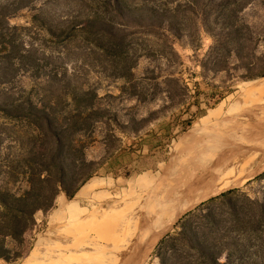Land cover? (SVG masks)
I'll return each mask as SVG.
<instances>
[{
    "label": "rangeland",
    "instance_id": "rangeland-1",
    "mask_svg": "<svg viewBox=\"0 0 264 264\" xmlns=\"http://www.w3.org/2000/svg\"><path fill=\"white\" fill-rule=\"evenodd\" d=\"M123 1L133 8L147 4L163 9L178 4L175 14L180 36L176 39L166 30L149 33L111 14L117 30L132 32L125 42L127 60L123 64L130 67V75L119 77L125 69L121 65H113L106 56L107 41L94 45L80 35H61L54 40L44 30L51 27L60 32L65 26L83 19L97 8L94 0H0V7L4 5L1 13L8 15V21L2 23L4 30L8 26L17 27L16 43L21 49L31 46L32 56L38 65L34 73L14 59V66L6 70L13 75V80L0 84V88L4 86L12 92L14 99L30 92L36 103L44 99L37 94L39 90L53 95V101L60 93L61 100L53 106L59 112L60 123H64L67 112L73 109L61 93L75 89L88 92L86 103L92 105L97 113L86 117L80 129L74 126L67 130V136L77 145V150L71 153L68 141L65 142L61 152L65 163L64 186L71 189L87 178L78 193L99 180L107 183L106 187L96 188L90 193L89 202L79 205L83 213L74 214L75 218L70 223L54 222V217L61 204L67 206L66 211L69 210L70 201L77 193L67 197L59 192L50 208L38 210L30 221L20 218V227L28 226L22 235L5 237V231L0 229V244L12 259L11 262L0 259V264H22L38 244H64L67 237L80 231L85 233L79 251L92 256L93 262L89 264H108L104 258L112 253L118 255L123 249V236L117 232H120L118 227L122 221L127 219L132 203L136 202L133 198L140 193L147 194L154 186H166L187 166L205 160L218 161L240 146L251 131L255 132L250 127L234 126L232 130L230 124L222 120L230 116L237 120L247 119L249 110L255 115L264 105V86L258 92H248L250 88L246 92L240 91L247 82L264 78L261 77L264 75V0L250 1L237 11L236 34L234 29L224 24L228 11L222 5L227 0ZM190 1L194 4L189 10ZM103 9L100 7V15H104ZM253 99L256 100L254 103L251 102ZM201 123L205 126L202 127ZM17 126L0 113V190L22 195L29 189L28 180H37L40 176L47 180L35 187L44 193L45 200H49L59 173L54 169L46 170L35 162L43 161L41 155L50 146L53 148V143L49 138L32 140L26 135L18 144L14 142L17 136L13 134ZM193 128L197 130L193 132ZM233 189L239 191L212 202L204 201L203 209H211L216 220H220L216 229L201 218V212L180 222L182 216L159 239L143 264H160L162 258L172 264L176 259L174 253L184 257L181 264L187 261L188 255H192L188 259H194L193 253H187L185 243L172 237L184 229L210 233L214 237L217 233L224 235L226 232L222 246L233 252L227 264H248L252 260L256 264H264V219H258L257 205L264 202V170ZM228 201L243 213L246 229L248 225L257 224L259 231L242 235L229 231L235 222L225 203ZM93 207L108 213L111 220L106 217L107 221H102L99 216L102 214L92 212ZM122 208H126L127 213L123 210L125 214L121 215L119 209ZM2 211L3 218L11 216V212L0 208ZM96 236L99 241L100 236L109 240L107 244L91 240ZM90 240L96 245L86 246ZM161 240L163 242L159 243ZM240 253H243L242 259L239 258ZM225 256V253L221 256L220 263H225Z\"/></svg>",
    "mask_w": 264,
    "mask_h": 264
},
{
    "label": "trees",
    "instance_id": "trees-1",
    "mask_svg": "<svg viewBox=\"0 0 264 264\" xmlns=\"http://www.w3.org/2000/svg\"><path fill=\"white\" fill-rule=\"evenodd\" d=\"M94 1L98 5L97 8L83 19L65 26L60 32H56L51 27H46L44 30L49 37L54 40L59 39L61 35L66 37L80 35L84 37L88 43L94 45H98L100 41H107L109 46L106 50V56L110 59V62H112L113 65H121L125 69V71L119 73V77L130 75L128 72L130 67H124L123 64L127 60L125 42L132 32L127 30H117L114 27L111 14L118 16L124 22L131 24V26L146 29L149 33H153L155 30H166L176 39L180 36L177 31L178 16L175 14V11L179 9L178 4L176 7L163 9L150 5L148 6L147 4H143L138 8H133L123 0ZM250 1L252 2L254 0H227L222 5V8L228 11L224 16V24L230 27V29H234L235 34L238 32V27L235 25L236 13L240 8H244V6ZM193 4V1L189 2V10L193 8L191 7ZM3 7L4 5H1L0 7V44H2L0 49V84L5 85L13 80V75L8 74L7 69L14 66V59H17L16 62L20 63L27 71L30 70L34 73L38 70V65L36 64L35 58L32 56L33 50H31V46L21 49L16 43L17 27L8 26L4 30L2 23H4V20L8 21V15H5V12L1 13ZM100 7L104 8V15H100ZM216 41L218 43L220 42L219 39ZM261 77H264V75H261ZM38 92L37 94H40L39 96L44 98L41 103H36L30 92L24 97L14 99L12 95L13 93L8 89H5L3 86L0 88V96L2 97L0 99V113L12 120L13 125L15 123L18 124L17 130L13 132V134L17 136L14 142L18 144L22 143L26 135L32 140H35L36 138H49L52 141L53 148L50 146L48 151L41 155L43 161L41 163L35 162V164L44 167L46 170H56L60 177H58L59 179H56L53 183L49 200H45L44 193L35 187V185L47 180L45 178L42 179L40 176L39 178L37 177V180H28L29 189L22 195H14L9 191L0 190V208L11 212V216L6 218H3V211L0 212V215H2L0 216V229L5 231V233H3V236L5 237L14 238L18 235H22L28 226L23 225L20 227V222H22L20 221L21 217L30 221L38 210L50 208L59 192H63L67 197H72L88 180L87 178L83 179L71 189H67L64 186L65 163L61 152L66 141H68L70 152H76L77 148L75 147H77V145L72 139H69L70 136H67V130L74 126H77V128L80 129L84 126L86 117L97 113V110L92 105L86 103L90 94L80 89L68 90L61 93L63 94L62 96H65L67 101H69L67 105L73 107V109L67 112V116L63 119L64 123H60L58 121L59 112L53 107L57 101L61 100L62 97H60V93L59 95H56L57 100L53 101V95L49 94L47 91L39 90ZM7 168L11 169L9 166H7ZM238 191L239 189H232L223 192L219 196L213 197L206 202L222 199L227 194ZM206 202L199 204L193 211L184 214L180 219V222L194 213L201 212V218L206 220L208 225L213 229H216V227L219 226L220 220H216L211 209H203ZM225 203L231 210L232 218L235 222L229 231L236 233L240 232V235L246 232L255 233L256 231H259L257 224L248 225V229H246L247 227H245L243 221V213H241L231 201ZM257 205L260 214L258 219H264V202H259ZM4 214L6 216L9 215L7 213ZM172 237H174V240L184 242L187 253L191 252L195 255L194 259H188L192 257V255H188V257H186L187 261L184 262V264H222L219 261L224 253L226 254V260L223 264H227L228 261H230V256L233 255L231 249L222 246L226 237V232L224 235H219L217 233L214 237L210 235V233L200 234L195 231L184 229L175 233ZM162 242L163 240L159 243ZM173 249L176 250L175 248ZM174 256L176 259H174L175 262L172 264H181V260L184 257L177 253H174ZM242 257L243 253H240L239 258L242 259ZM0 259L7 262L12 261L8 256V250L1 244ZM160 264L169 263L167 259L162 258ZM248 264H256V262L252 260Z\"/></svg>",
    "mask_w": 264,
    "mask_h": 264
},
{
    "label": "bare ground",
    "instance_id": "bare-ground-1",
    "mask_svg": "<svg viewBox=\"0 0 264 264\" xmlns=\"http://www.w3.org/2000/svg\"><path fill=\"white\" fill-rule=\"evenodd\" d=\"M261 86H264V78L253 81V82H247L240 91H245L246 89L250 88L248 92L251 90L252 91L256 90L258 92L261 90L260 88ZM260 94L262 93L260 92ZM255 99H253V101L251 102L254 103L256 101ZM245 105H246V102H245ZM225 110H228V109H225ZM254 110L255 109H253V111ZM259 110L260 112H258V114H255V115L249 110L247 112L249 113L247 114L248 115L247 119L237 120L236 117L233 118L231 116L230 118L225 117L224 120L221 119L223 122L227 121L230 124L231 128L236 126L237 128L250 127L251 129H255V132L251 131V134L248 135V138H246V140L243 141V143L240 146L233 148L230 151V153H228L225 157L219 158L218 161L217 160H211V161L205 160L200 163H196V164L194 163V165H190L189 167L187 166L178 175L175 174L176 175L175 178H173L172 181L168 182L169 184H167L166 186L162 184L158 187L154 186L153 189H151L147 194L140 193L137 198L136 197L133 198V199H136V202L132 203L133 205L130 207L127 219L125 221H122L123 224H120V227H118L120 229V232H117V233H121V235L123 236L122 238L124 242L121 243V244L124 243L123 249H121L122 251L118 255L115 253H112L110 257L104 258L106 259L108 264H143L147 260L148 256L152 252L155 245L158 243L159 239L162 236H164L166 233H168V231L173 227L176 221H178L184 214L191 211L199 203H202L224 191L242 186L243 184H245L250 179H252L253 177H255L256 175H258L260 172L264 170V105L261 106ZM216 122L218 124V121ZM202 124H205V123H201V126ZM204 126L205 125H203L202 127ZM195 130L197 129L193 128V132ZM232 130L234 129L232 128ZM216 133L218 134L221 132H216ZM106 186H107V183L104 180H99L98 182L92 185L85 186L83 189L80 190V192H78L75 195L74 199L70 201V208L68 211L65 210L67 208L66 205L61 204L59 206V211L54 217V222L63 221L66 223H70L75 218L74 214L83 213L82 209L79 208V205L82 202H86V201L89 202L88 200H90V193H92V191L96 188L101 189ZM148 189H150V187ZM136 194L138 195V193ZM110 199L111 198H109V200ZM129 199L127 200L129 201ZM116 204L117 203L115 201V205ZM113 208L114 207H112L111 209ZM99 209H97L96 207L95 208L93 207L92 212H95L96 214L97 213L102 214V215H99L101 217V220L102 221L103 219L106 220V217H109V214L103 213L101 208ZM123 210H125L126 213L128 211L126 208H122L121 210L119 209V211H121V215L125 214ZM116 212L117 210L113 209V213H116ZM88 219L90 220L91 218H88ZM108 219L111 220L110 217ZM84 222H86V219ZM84 233L85 231L84 232L80 231L78 233L77 232L74 233L73 236L68 235L69 237H67V240L64 244L63 243L61 244V242H58L56 244L55 243L38 244L32 250L29 257L22 264H89L90 262H93L92 256H88V255L85 256L84 254H81V252L79 251V247L82 243L81 238L83 237ZM109 235L110 234H108V237ZM101 236H100L101 239L99 238L100 241H104L107 244L109 239L102 238ZM97 239L98 238L96 236V237H93L91 240L95 242L97 241V243L100 242ZM91 240L86 244V246L96 245V243L95 242L92 243ZM118 245L119 244H117V246ZM111 247L113 248V246ZM104 248H107V247L104 246Z\"/></svg>",
    "mask_w": 264,
    "mask_h": 264
}]
</instances>
